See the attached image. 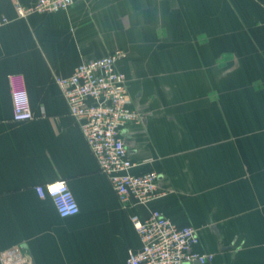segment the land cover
<instances>
[{"label": "crops", "instance_id": "1", "mask_svg": "<svg viewBox=\"0 0 264 264\" xmlns=\"http://www.w3.org/2000/svg\"><path fill=\"white\" fill-rule=\"evenodd\" d=\"M0 0V252L29 264H125L140 248L130 217L152 210L198 230L211 264H264V0H83L16 17ZM121 50L117 69L141 121L123 131L136 175L159 199L120 204L55 83ZM9 76L33 118L14 122ZM64 182L62 218L37 185Z\"/></svg>", "mask_w": 264, "mask_h": 264}, {"label": "built area", "instance_id": "2", "mask_svg": "<svg viewBox=\"0 0 264 264\" xmlns=\"http://www.w3.org/2000/svg\"><path fill=\"white\" fill-rule=\"evenodd\" d=\"M83 0H37L33 5L14 6L16 17L25 19L33 14L65 11ZM9 22L3 17L0 26ZM123 57L121 50L96 59L82 61L71 75L57 76L55 83L68 106L69 114L80 121V130L93 152L99 168L110 181L120 204L146 206L163 196L156 172L140 175L131 171L130 158L123 131L141 121L128 95L124 73L117 69ZM14 122L33 118L26 89L18 76H9ZM40 199L50 198L62 218L77 215L79 208L64 182L37 185ZM140 248L129 250L125 264H211L214 255L199 252L198 230L193 226H177L161 212L152 210L141 219L130 217ZM0 264H29L20 248L0 252Z\"/></svg>", "mask_w": 264, "mask_h": 264}]
</instances>
